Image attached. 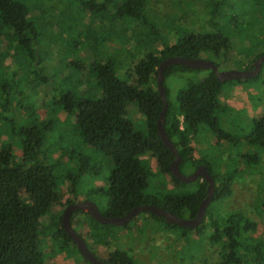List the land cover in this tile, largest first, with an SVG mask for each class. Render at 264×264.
<instances>
[{
    "label": "trees",
    "instance_id": "obj_1",
    "mask_svg": "<svg viewBox=\"0 0 264 264\" xmlns=\"http://www.w3.org/2000/svg\"><path fill=\"white\" fill-rule=\"evenodd\" d=\"M53 1L0 0V109L5 107L6 85L2 74L6 63L13 64L20 59L27 69L33 68L34 74L36 73L35 85L47 82L38 70L42 60L39 45L44 40L38 25L47 21L50 22L49 26H53L52 24L59 20L53 14L52 7H47ZM225 1L227 0H205L203 11L205 16H209L211 23L216 20L220 22L226 17L219 12L223 9ZM254 4L255 9H264L258 1H254ZM32 5L35 9L33 13L30 11ZM57 8L64 13V26H67L68 22L74 23V32L80 45L87 41L88 25H91L97 34L98 45L105 39L100 33L108 30L106 35L111 37V27L124 28L135 25L149 37V44L144 45L148 49H141L142 57L133 63L129 75L127 74L133 77V83L117 78L112 60H95L88 65L87 73L94 77L100 96L91 98L90 88L84 87L77 92V96L71 95L69 102L68 93H61L59 99L53 102V106L67 114L68 106L72 110L75 109V130L82 143L112 161L113 166L106 178V190L103 193L107 202L101 214L105 217H118L133 207L152 204L179 218H194L197 206L205 196L206 183L201 179L195 180L192 183L196 185V189L189 194L165 195L159 199L142 195L147 186V169L139 157L149 154L154 159L158 171L169 174L168 164L173 155L159 141L155 127L162 108L155 82V70L159 62L172 56L195 59L206 53L216 60L219 57L225 60L226 54L232 50V44L223 31L224 26L221 25L219 30L211 33L184 34L175 42L169 43L162 35L163 28L159 25L160 21L166 20L165 16L151 12L147 0H59ZM253 20V26H264V15ZM238 23V15L233 14L227 16L224 25L235 30V24ZM113 39L121 43V39L125 38ZM45 41H48L47 37ZM155 43H159V49H155ZM248 49L251 56L247 57V64L243 69L251 66L264 52V31L253 39ZM197 71L199 70L179 65L164 70L162 86L167 107L163 128L180 157L179 170L187 161L194 163L192 171L198 165L206 167L214 180L213 198L205 210L202 222L194 229L179 228L166 224L162 218L144 215L161 222L163 229H178L179 238L185 241L205 238L208 243L217 245L214 264H264V239L255 235L257 223L239 211L223 216L219 214V204L232 193V176L213 175L207 161L202 158L192 159L190 147V141L200 124L208 125L218 138L225 137L214 117V112L219 108L218 96L224 84L248 80L220 83L212 71L206 70L205 78L197 83H189L185 89L176 93L175 103H169L164 85L165 78L173 73ZM259 75L260 73L251 80L257 79ZM63 82H68V78H64ZM76 84L78 87L82 82L78 81ZM129 103L136 105L137 112L144 119L145 136L134 132L131 121L126 118L125 108ZM47 130L43 123L18 130V146L21 153L19 157L14 155L10 145H0V264H42V254L37 246L38 220L47 214L52 205L60 204L50 168L36 159ZM11 131L14 133L12 125ZM242 139L247 145L264 151V117L253 119L249 133ZM256 159L254 156L250 161ZM86 169L85 163L80 162L76 178L85 174ZM170 181L174 187L186 185L172 176ZM75 202L79 201L65 200L61 204V211L66 205ZM257 212L264 215V189ZM77 215L87 218L96 226H102L86 214L73 212L69 219L71 227L85 225L84 220H80ZM55 229L57 237L63 238L77 253L61 228L60 216L57 217ZM78 256L80 257L79 254ZM132 259L127 251L116 249L109 252L103 261L108 264H133ZM80 260L83 264H89L81 257Z\"/></svg>",
    "mask_w": 264,
    "mask_h": 264
},
{
    "label": "rangeland",
    "instance_id": "obj_2",
    "mask_svg": "<svg viewBox=\"0 0 264 264\" xmlns=\"http://www.w3.org/2000/svg\"><path fill=\"white\" fill-rule=\"evenodd\" d=\"M147 1L151 12L165 16L166 20L160 21L159 25L169 43L184 34L211 33L223 25V31L232 44V50L226 54L225 60L221 57L216 60L207 53L199 55L200 59L213 62L220 72L242 70L247 64V57L251 56L249 46L264 31V26L251 24L255 22L254 18L257 20L264 15V9H255L254 1L264 6V0H227L223 9L219 10L226 17L213 23L203 11L205 0ZM58 4L59 0H54L47 6L52 7L53 14L59 19L56 24H52L54 27L49 26L50 22L47 21L38 25L44 39L39 45L42 60L38 70L47 82L35 85L36 73L33 68L27 69L20 59L13 64L6 63L2 74L6 95L5 107L0 109V145H10L14 155L19 157L17 131L40 123L46 125L48 130L44 133L36 159L50 168L60 204L52 205L47 214L38 220V250L42 254V264H83L71 245L55 234L57 217L61 216L65 208L61 211V204L68 199L91 202L100 213L103 212L107 202L103 194L106 190L105 181L113 165L109 157L82 143L75 130V109L68 106L67 114L53 106V102L59 99L61 93H68L69 102L70 96H77L84 87L90 88L91 98H98L100 93L95 87L94 77L87 73L88 65L95 60H112L117 78L133 83V77L127 74L133 63L142 57L141 49H148L144 45L149 44V37L135 25L111 27V37H107L106 28L107 31L100 33L106 40L98 45V36L88 25L87 41L80 45L74 32V23L63 25L64 13L57 8ZM30 11H35L33 5ZM233 14L238 15L240 22L235 24V30L224 25L227 16ZM46 37L48 41H45ZM114 37L125 39L119 43ZM154 47L160 48L159 43H155ZM206 76V70L167 76L164 85L168 102L174 104L179 90ZM64 78H68V82H63ZM78 81L82 85L77 87ZM218 102L219 108L214 112V117L225 137L218 138L208 125L200 124L190 141L192 159L207 161L213 175L232 176V193L226 200L220 201L221 204L218 203L219 214L223 216L233 211L241 212L257 223L255 235L264 239V215L257 212L264 189V151L247 145L242 139L249 133L252 120L264 117V66L255 80L224 84ZM125 110L133 131L145 136V122L137 112L136 105L129 103ZM254 156L257 159L250 161ZM139 159L147 169V186L142 195L159 199L165 195L195 191L194 183L174 187L170 175L159 172L149 154ZM80 162H84L87 169L85 174L76 178ZM193 164L187 161L180 172L183 175L191 173ZM77 216L84 220L85 225H72V228L99 260H104L109 252L116 249L127 251L133 258V264H214L217 258V245L208 243L205 238L185 241L179 238L178 229H163L161 222L149 219L143 213L129 221L125 228L96 226L87 218ZM186 218L183 216V219Z\"/></svg>",
    "mask_w": 264,
    "mask_h": 264
},
{
    "label": "water",
    "instance_id": "obj_3",
    "mask_svg": "<svg viewBox=\"0 0 264 264\" xmlns=\"http://www.w3.org/2000/svg\"><path fill=\"white\" fill-rule=\"evenodd\" d=\"M264 62V52L258 56L252 63L251 66L243 70H226L218 71L215 64L208 60H202L200 58L187 59L178 56L167 57L161 60L155 70V82L156 90L161 98L162 108L158 114L157 120L155 122L156 133L161 144L173 155L172 161L168 164V171L170 176L179 181L180 183L187 184L192 183L197 179H201L206 183L205 196L200 200L195 217L190 218H179L162 208L152 205L143 204L133 207L128 212L122 216L118 217H105L103 216L96 206L88 201H79L71 203L65 206L60 216L61 228L65 236L73 243L77 253L80 257L89 264H108L102 260L97 259L86 247L85 242L77 234L70 225V215L73 212H81L86 214L94 222L100 225L109 226H124L129 221H131L138 214H149L157 218H162L166 224H173L179 228L183 229H194L202 222L207 206L210 204L213 194H214V180L208 173L204 165H198L195 169L187 174L183 175L178 166L181 162L180 157L176 152V148L173 146L169 138L167 137L164 128V115L166 111V99L164 95V90L162 86L163 72L166 68L174 65L183 66L194 70H209L214 73L217 81L224 83L227 81H240V80H251L256 77L261 69V65Z\"/></svg>",
    "mask_w": 264,
    "mask_h": 264
},
{
    "label": "flooded vegetation",
    "instance_id": "obj_4",
    "mask_svg": "<svg viewBox=\"0 0 264 264\" xmlns=\"http://www.w3.org/2000/svg\"><path fill=\"white\" fill-rule=\"evenodd\" d=\"M249 67H250V66H249ZM249 67H248V68H249ZM261 68H262V65H261ZM260 71H261V69H260ZM259 73H260V72H259ZM106 257H107V256H106ZM105 259H106V258H105ZM102 261H103V260H102Z\"/></svg>",
    "mask_w": 264,
    "mask_h": 264
},
{
    "label": "crops",
    "instance_id": "obj_5",
    "mask_svg": "<svg viewBox=\"0 0 264 264\" xmlns=\"http://www.w3.org/2000/svg\"><path fill=\"white\" fill-rule=\"evenodd\" d=\"M155 49H159V48H155Z\"/></svg>",
    "mask_w": 264,
    "mask_h": 264
}]
</instances>
